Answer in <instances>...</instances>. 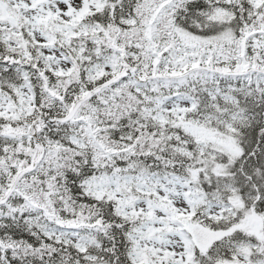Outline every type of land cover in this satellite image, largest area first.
Wrapping results in <instances>:
<instances>
[{
	"label": "snow or ice",
	"instance_id": "6c2138e0",
	"mask_svg": "<svg viewBox=\"0 0 264 264\" xmlns=\"http://www.w3.org/2000/svg\"><path fill=\"white\" fill-rule=\"evenodd\" d=\"M0 264H264V0H0Z\"/></svg>",
	"mask_w": 264,
	"mask_h": 264
}]
</instances>
